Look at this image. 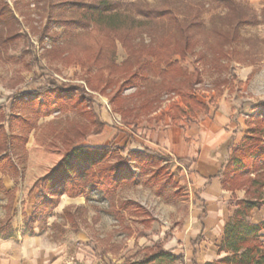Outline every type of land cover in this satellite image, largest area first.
<instances>
[{
    "label": "rangeland",
    "instance_id": "rangeland-1",
    "mask_svg": "<svg viewBox=\"0 0 264 264\" xmlns=\"http://www.w3.org/2000/svg\"><path fill=\"white\" fill-rule=\"evenodd\" d=\"M0 1L9 5L17 19L14 29L5 33L11 40L0 44V132L4 131L10 142L9 153L4 155L0 145V156L16 169L9 172L11 176L29 184L53 169L71 148L103 143L111 149L105 161L112 165L119 157L125 158L121 173L132 175L108 196L88 189L79 195L81 202L68 200L63 209L67 207L73 217L66 218L62 209L61 218L52 223L57 226L51 240L68 247L93 245L98 259L95 264H137L159 247L174 248L175 253L189 256V226L196 219L192 179L180 165L163 156L137 158L126 143L114 142L112 134L126 125L139 129L142 123L157 122L165 115L181 119L187 113L207 111L208 103L224 95L236 102L246 125L243 145L238 148L264 146V20L235 24L227 8L214 0H132L145 7H170L179 23L193 20L200 27L193 26L191 51L184 56L173 53L170 60L175 65L160 73L152 66L153 61L165 57L178 44L175 27L166 22L139 24L142 18L133 7L121 5L116 20L127 27H140L132 30L137 33L127 43L139 52L143 64L140 77L131 79V73L119 68L129 53L114 31H110L115 43L114 66L107 58L97 62L93 58L96 42L105 43L106 29H74L66 34L63 21L78 18L80 13L69 4L72 0ZM233 1L262 16L264 0ZM161 68H165L163 62ZM126 79L132 83L125 84ZM52 83L76 87L72 98L81 101L73 109L42 117H35L18 101L21 93L34 92L35 97L37 88ZM35 100L42 102V96ZM28 119L34 124L31 128ZM99 119L103 126L99 135H94ZM103 119L110 128L104 127ZM71 162H75L74 156ZM260 163V158H253L246 161L240 175L225 176V184L233 188L229 190L244 192L235 199L231 213L238 200L253 195L264 198V165ZM253 179L262 183L259 193L249 187ZM21 192L26 198L24 188ZM18 201L17 211L27 204ZM22 223L27 221L22 219ZM220 243L203 242L195 253L211 259ZM225 254L220 252L219 257ZM151 264L182 261L161 258Z\"/></svg>",
    "mask_w": 264,
    "mask_h": 264
},
{
    "label": "trees",
    "instance_id": "trees-1",
    "mask_svg": "<svg viewBox=\"0 0 264 264\" xmlns=\"http://www.w3.org/2000/svg\"><path fill=\"white\" fill-rule=\"evenodd\" d=\"M214 2L216 4H223L227 8L228 16L231 17L235 24L252 25L264 20V10L262 11V16H259L255 10L236 3L233 0H214ZM69 4L80 11V13L78 18L63 21L62 25L65 28L66 34L69 35L74 29L87 30L90 28V31L92 30L93 32L106 29L107 31L104 33L106 35L105 43L102 41L100 43L96 42L93 58L95 62L107 58L109 63L113 65L112 58L114 56L115 43L110 31H114L115 36L126 45L129 53L127 58L119 65V68L131 73V79L140 77V66L143 68V64L139 52L137 54V50L132 49L130 45L127 46V43L128 39L137 33L132 30L140 27H127L126 23L116 20L120 15L118 9L121 5L133 7L134 13L140 15L142 18L139 19L141 21L139 24L161 22L159 24L164 25L165 23L163 24V22H166L167 25L175 27L174 29L178 35V44L165 57L161 59L157 57L153 61L152 66L160 73L169 71L175 65L170 60L173 53H180L181 56H184L191 51V46L193 45L191 38L194 33L193 26L200 27V24L196 21L193 22V20L188 21L187 24L179 23L177 16L170 7H145L132 0H95L93 2L72 0ZM16 22L17 19L9 5L0 1V44H5L11 40V36H5V33H9L10 29H14ZM162 62L165 66L164 69L161 68ZM134 68L135 70H133ZM124 82L125 84H129L132 83V80L126 79ZM73 90L78 91L72 85L62 87L52 83L50 87L37 88L36 93L38 94L35 97L34 95L32 97L33 92L31 95L21 93L17 98L19 102H22L26 108L33 112L35 117H42L48 116L55 111L64 112L75 108L81 99L72 98L71 94ZM38 95L42 96V102L35 100ZM26 123L28 128L34 125L29 119L26 120ZM98 125L100 127L94 131V135H99L101 132L103 122L100 119L98 120ZM0 145L4 148L2 155L9 153V137L4 131L0 132ZM110 150L108 146L103 144H91L75 146L66 152L65 158L34 182L30 191L38 189V194L36 195V205L27 220L28 224H32L34 221H45L57 206L59 196L62 194L76 197L84 194L88 189H97L104 196H108L109 193L117 189L124 181L129 180L132 175L121 173L123 163L126 161L125 158L119 157L120 160L112 165L105 161ZM130 153L137 158L147 157L151 154H153L152 156L159 155L146 150H131ZM2 155L0 156V163L3 159ZM72 156L75 158V162L73 163L71 162ZM257 157L260 158V164L264 165V146L249 144L243 148H236L225 167V172H223V186L233 189L232 186L229 187L225 184V176L240 175L241 170L245 169L246 161ZM2 167L16 171L9 162H5ZM249 184V187L256 188L254 192H260L258 191V187L262 183L258 179H253ZM0 191H3L8 196L6 216L0 223V229H2L10 219L15 196L14 190L5 189L1 179ZM236 204V208L225 223L222 240L218 247L219 252H225L226 254L212 261H207L204 264H264V241L262 240L264 220L251 222V211L263 207L264 198H257L253 195L252 197L238 200ZM63 215L68 219H72L71 217H73L67 207L63 209ZM196 240L194 242H197ZM161 258H168L170 260L182 259L180 254L175 253L174 248L164 249L159 247L156 252L153 251L144 255L142 260L138 261L137 264H151L154 260Z\"/></svg>",
    "mask_w": 264,
    "mask_h": 264
},
{
    "label": "crops",
    "instance_id": "crops-1",
    "mask_svg": "<svg viewBox=\"0 0 264 264\" xmlns=\"http://www.w3.org/2000/svg\"><path fill=\"white\" fill-rule=\"evenodd\" d=\"M211 103L207 104V111L199 110L194 112V115L187 113L188 115L181 119H172L165 115L157 122L153 119L154 122L151 124L142 123L139 129L135 130L132 125H126L121 131L116 130L112 134L114 142L126 143L130 150H146L174 161L184 169L188 178L192 179L194 190L192 209L196 219L189 226V244L192 250L186 258L181 254L182 264H204L219 257L218 246L217 248L214 246L215 256L211 259L197 257L195 249L203 242L209 244L212 241L216 244L221 242L225 223L232 214V205L235 199L241 198L244 193L224 187L222 173L232 152L243 145L245 122L238 115L235 101L222 95ZM103 121L104 127L110 128L106 120ZM105 128L102 132H105ZM3 165L4 161H1L0 179L6 190H14L15 197L10 219L0 229V264H95L98 259L95 256L97 250L93 245L80 244L78 247H68L66 243L51 240V234L57 226L52 223L61 218L65 204L69 202L68 200L81 202L82 196L69 197L63 194L53 209V214L45 221L22 223V219L28 220L35 207L36 195L34 190H30L37 178L32 179L29 184L20 183V180L15 181L17 176L13 178L9 173L11 170L2 167ZM23 188L26 191L25 195L27 194L26 198H22ZM0 192L2 195L0 200L3 202L0 205L1 223L6 216L8 196L3 191ZM24 200L26 206L21 205L17 211V201ZM261 220H264V207L252 210L251 221ZM195 239L197 242H194Z\"/></svg>",
    "mask_w": 264,
    "mask_h": 264
}]
</instances>
